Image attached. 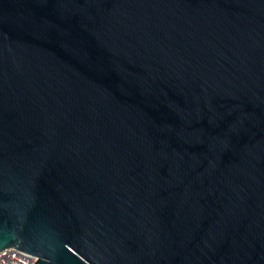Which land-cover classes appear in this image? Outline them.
<instances>
[{
  "label": "water",
  "instance_id": "95a60500",
  "mask_svg": "<svg viewBox=\"0 0 264 264\" xmlns=\"http://www.w3.org/2000/svg\"><path fill=\"white\" fill-rule=\"evenodd\" d=\"M9 248L264 264V0H0Z\"/></svg>",
  "mask_w": 264,
  "mask_h": 264
},
{
  "label": "built area",
  "instance_id": "2783aa9c",
  "mask_svg": "<svg viewBox=\"0 0 264 264\" xmlns=\"http://www.w3.org/2000/svg\"><path fill=\"white\" fill-rule=\"evenodd\" d=\"M38 260V257L15 248L0 251V264H36Z\"/></svg>",
  "mask_w": 264,
  "mask_h": 264
}]
</instances>
